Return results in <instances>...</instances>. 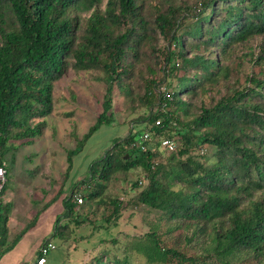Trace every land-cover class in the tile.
<instances>
[{"label": "trees", "instance_id": "trees-1", "mask_svg": "<svg viewBox=\"0 0 264 264\" xmlns=\"http://www.w3.org/2000/svg\"><path fill=\"white\" fill-rule=\"evenodd\" d=\"M68 69L105 91L67 171L115 121V98L140 113L72 184L40 245L77 242L80 226L107 229L146 206L161 225L103 238L82 264H264V0H0V167L44 132ZM164 138L174 150L160 149ZM121 178L123 199L110 192ZM12 207L1 199L0 258L36 219L10 239Z\"/></svg>", "mask_w": 264, "mask_h": 264}, {"label": "rangeland", "instance_id": "rangeland-1", "mask_svg": "<svg viewBox=\"0 0 264 264\" xmlns=\"http://www.w3.org/2000/svg\"><path fill=\"white\" fill-rule=\"evenodd\" d=\"M248 70L247 66H243L244 72ZM104 91V82L95 80L91 72L68 69L55 82L54 109L47 116L48 126L44 132L32 142H16L14 159L11 163L9 160L5 163L9 164V169L4 167L6 173L3 179L7 182L6 191L1 197L13 205L10 212V239L34 216L36 219L2 256L0 264H37L36 248L43 239L51 236L56 217L63 211V198L70 194L72 184L86 176L89 163L104 152L113 138L124 136L128 131L129 120L139 115L140 109L126 110L122 97L115 98V121L111 125H102L89 138L83 150L74 157L72 168L67 171L66 152L75 146V135L82 136L101 112ZM8 155L10 159L11 155ZM129 181L122 178L111 181L110 192L122 199L126 198L125 192H131ZM45 203L48 204L41 209ZM85 208L89 209L90 204L86 203ZM91 217L97 219L96 224H99L98 219L102 215L92 214ZM161 224L156 212L148 207L132 209L128 206L116 225L96 230L89 225L80 226L76 229V238L80 236L79 240L76 242L71 238L65 246L53 240L56 248L46 255L45 264H63L65 261L82 264L88 259L90 250L98 248L101 239L120 233L140 236L150 227Z\"/></svg>", "mask_w": 264, "mask_h": 264}, {"label": "built area", "instance_id": "built-area-1", "mask_svg": "<svg viewBox=\"0 0 264 264\" xmlns=\"http://www.w3.org/2000/svg\"><path fill=\"white\" fill-rule=\"evenodd\" d=\"M157 123L159 122L157 121ZM143 139L144 140L148 139V135L144 134ZM174 148H175V143L172 140L164 138L160 141L161 150L172 151L174 150ZM5 173H6V169L4 167H0V191L3 186V182H4L3 177ZM75 199L78 203L82 202V197L80 195H76ZM0 204H1V195H0ZM54 248H55V244L53 242L42 243L38 249L39 257L37 259V264H44L46 262V255L49 253L50 250Z\"/></svg>", "mask_w": 264, "mask_h": 264}, {"label": "crops", "instance_id": "crops-1", "mask_svg": "<svg viewBox=\"0 0 264 264\" xmlns=\"http://www.w3.org/2000/svg\"><path fill=\"white\" fill-rule=\"evenodd\" d=\"M44 205H45V204H44ZM45 206H46V205H45ZM43 208H44V207H42L41 209H43ZM9 225H10V218H9ZM42 241H43V240H42ZM42 241H41V242H42ZM41 242H40V243H41ZM40 243H39V245H40ZM39 245H38V247L36 248V254H37V251H38ZM1 258H2V257H1ZM1 258H0V262H1ZM45 263H46V262H45ZM45 263H44V264H45Z\"/></svg>", "mask_w": 264, "mask_h": 264}]
</instances>
